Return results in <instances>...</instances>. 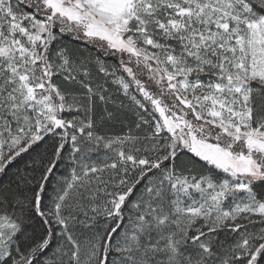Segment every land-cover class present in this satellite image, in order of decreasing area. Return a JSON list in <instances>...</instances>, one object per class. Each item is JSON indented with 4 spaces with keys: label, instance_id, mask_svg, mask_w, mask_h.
I'll return each mask as SVG.
<instances>
[{
    "label": "snow or ice",
    "instance_id": "1",
    "mask_svg": "<svg viewBox=\"0 0 264 264\" xmlns=\"http://www.w3.org/2000/svg\"><path fill=\"white\" fill-rule=\"evenodd\" d=\"M0 264H264V0H0Z\"/></svg>",
    "mask_w": 264,
    "mask_h": 264
}]
</instances>
